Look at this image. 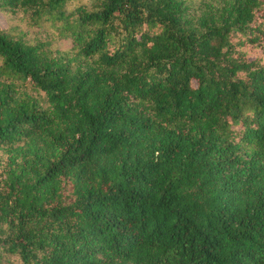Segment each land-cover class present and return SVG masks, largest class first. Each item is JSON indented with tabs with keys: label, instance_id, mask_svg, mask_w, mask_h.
<instances>
[{
	"label": "trees",
	"instance_id": "1",
	"mask_svg": "<svg viewBox=\"0 0 264 264\" xmlns=\"http://www.w3.org/2000/svg\"><path fill=\"white\" fill-rule=\"evenodd\" d=\"M0 13V264H264V0Z\"/></svg>",
	"mask_w": 264,
	"mask_h": 264
},
{
	"label": "rangeland",
	"instance_id": "2",
	"mask_svg": "<svg viewBox=\"0 0 264 264\" xmlns=\"http://www.w3.org/2000/svg\"><path fill=\"white\" fill-rule=\"evenodd\" d=\"M19 26L23 28L24 26L19 23L18 20L14 19V17L10 16L9 14L4 15L0 13V27H10V26ZM71 45L70 41H60V47L62 49H66Z\"/></svg>",
	"mask_w": 264,
	"mask_h": 264
}]
</instances>
